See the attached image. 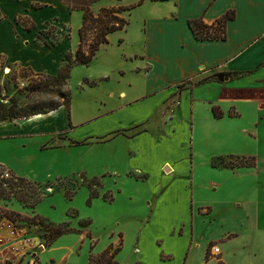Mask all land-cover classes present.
<instances>
[{"label":"rangeland","instance_id":"374dc122","mask_svg":"<svg viewBox=\"0 0 264 264\" xmlns=\"http://www.w3.org/2000/svg\"><path fill=\"white\" fill-rule=\"evenodd\" d=\"M138 1L97 0L89 9L97 17L101 8L137 6ZM152 5L148 0L143 6L121 11L119 15L127 20V31L109 35L107 44L98 48L88 64L71 63L69 77L64 84L44 72L18 65H1L0 104L6 110L15 105L13 113L18 117L11 120L29 118L57 105L65 106L67 96L71 121L89 122L77 127L83 132L80 137L71 134L35 136L26 146L18 143V147L13 141H0V160L13 168L10 170L0 164V178L8 180L3 186L13 183L14 177H24L34 186L17 184L39 198L38 202H24L10 193L7 198L0 199V223L9 226L4 229L6 241L0 244V264H88L91 256L105 249L112 252L117 248V264H264V230H255L253 225L249 230L247 226V222L254 219L251 206L230 203L228 215L212 220L207 216L210 215V207L192 204L191 196V213L197 212L201 219L209 220L196 224V241L192 240L190 233L182 254L166 242V251H173L172 255L163 251L162 241L156 238L153 247L158 251V257L142 247L147 254L145 263L138 259V228L150 219L155 200L166 190L161 187L148 198L151 191L147 185L143 188L137 183L145 184L149 172L128 167L120 154L123 153L126 159H134L133 151L125 152L127 143L149 133L156 142L161 144L167 140L178 151L186 152L187 177L191 178L194 155L190 141L192 122L189 107L193 89L197 84L222 77L216 72L209 75L203 72L197 78H185L168 89L158 88L140 93L133 99L119 101L120 90L140 86L142 74L147 70L145 61H140L134 54L142 51L139 29L152 12L149 8ZM81 21L82 12L75 10L68 24L72 54L76 49ZM86 25L85 40L81 45L83 50L87 49L89 34L98 27L91 21ZM139 103L149 104L146 115L141 118L136 110ZM121 107L127 109L122 118L131 123L120 127L111 126V122L103 126L99 124L98 118L104 113ZM241 109L244 111L242 106ZM232 111L229 109L227 112L231 115ZM215 112L224 113L220 106L215 108ZM244 117L247 119V115ZM106 119L111 118L107 116ZM143 147L147 148L146 145ZM155 149L160 151L161 147L156 145ZM260 150L263 152V148ZM156 160L155 157L150 158L143 165L151 168ZM173 164L178 165L177 162ZM210 165L216 168H252L256 160L246 155L215 156L211 158ZM172 166L162 164L159 168L154 167V171L157 170L161 177L171 176L174 175ZM240 188L242 185L230 186L228 194L219 200L227 198L232 202L237 198L236 189ZM15 189L18 188L13 187L12 191ZM47 222L63 225L70 231L50 243L49 229L45 226ZM227 229L234 231L225 232ZM169 233L174 238L182 237V223ZM214 247L220 249L219 254L214 253Z\"/></svg>","mask_w":264,"mask_h":264},{"label":"crops","instance_id":"0c3cea01","mask_svg":"<svg viewBox=\"0 0 264 264\" xmlns=\"http://www.w3.org/2000/svg\"><path fill=\"white\" fill-rule=\"evenodd\" d=\"M146 1L136 8L143 6ZM149 2L154 4L149 7L152 12L143 20L139 29L143 48L140 53L134 54L140 61H145L147 70L142 74L140 86L120 90L119 101L133 99L140 93L158 88L168 89L185 78H197L203 72L208 75L216 72L222 77L220 80L212 78L197 84L193 89L189 107L192 122L190 141L194 155L191 178L187 177L186 152L178 151L167 140L161 144L160 141L156 142L149 133H143L127 143L125 152L133 151L136 155L134 159H126L120 152V158L128 163V167L149 172L145 184L137 183L143 188L147 185L151 191L148 198L161 187L166 190L164 195L160 193L155 200L150 219L138 228L136 245L141 262L145 261L147 255L142 247L148 248L150 253L158 257V251L153 247L156 238L162 241L163 251L172 255L173 251H166V242L182 254L190 233L192 240L196 241V224L207 223L209 220L201 219L197 212L191 213L189 196L192 204H206L210 207V215L207 216H211L209 218L212 220L220 215H228L230 203L251 206L254 219L247 222L248 229L252 230L250 226L253 225L255 230H264V0ZM228 10L234 11V17L225 24V39L194 38L188 25L189 20L200 19L210 25ZM74 11L62 0H0V67L3 64L18 65L55 75L72 49L68 24ZM127 28L126 24L122 30L115 32H125ZM48 30L51 32L48 33ZM111 34L107 35V40ZM79 42L78 35L75 48ZM217 106L224 112L219 113V117L212 113V108ZM148 107L147 103L136 104L140 118L146 115ZM229 109L233 110L231 115L227 112ZM126 110L121 107L104 113L98 118L99 124L103 126L111 122V126L120 127L131 123L125 117L122 118ZM107 116L111 119H106ZM88 122H72L69 107L60 105L29 118L0 121V141H13L18 147V143L26 146L30 138L35 136L71 134L80 137L83 132L77 130V127ZM156 145L161 147L160 151L155 149ZM228 155L254 157L256 165L252 168L233 169L210 165L212 157ZM153 157L157 160L152 169L143 165L144 161ZM175 162L178 165H174ZM166 163L173 165L174 175L161 177L157 170L154 171V167L159 168ZM0 164L13 170L8 163L0 160ZM169 185L171 187L168 188ZM240 185L242 189H236L235 200H219L228 194L230 186ZM181 223L182 237H171V229Z\"/></svg>","mask_w":264,"mask_h":264},{"label":"trees","instance_id":"16d2710c","mask_svg":"<svg viewBox=\"0 0 264 264\" xmlns=\"http://www.w3.org/2000/svg\"><path fill=\"white\" fill-rule=\"evenodd\" d=\"M62 1L68 6L70 10H80L82 12V23L80 28L78 29V35L80 40L79 45L73 54L70 52L66 55L65 62L67 64L63 68L61 67L60 70L55 75H52L53 79L60 80L64 84L66 79H68L69 77V70L71 67L70 66L71 63L85 64V65L88 64L95 55V52L98 50L100 45L108 42L107 35L115 31L122 30L124 26L127 24V20L124 17L120 16L119 13L121 11H128L133 7H135L136 5L130 7L119 6L116 9L101 8L100 12L98 13V16L94 17L89 7L97 0H62ZM143 1L144 0H139L137 5L141 4ZM158 1H164V0H158ZM233 17H234V11L228 10L210 25L205 24L200 19H191L188 21V25L192 34L194 35V38L197 40H223L226 37L225 24L229 19H232ZM88 21L96 22L98 24V27L89 34L90 39L86 40L89 41L87 49L83 50L81 45L85 40L84 33L87 28L86 23ZM0 94H1V88H0ZM65 97L67 101L65 106L67 107L69 100L67 96ZM14 106L15 105H12L9 108V110H6L5 106L0 104V121L11 120L12 117H18V116H14L13 113ZM58 106L60 105H57L51 108L50 110L56 109ZM212 113L216 117L220 116L219 113L215 112L214 107L212 108ZM14 180L15 181L13 183L3 186L8 180L0 178V199H5L8 197L10 193H13L16 194L17 198H19L24 202H29V201L31 203H34L36 201L38 202L39 198L36 196L34 197L32 191H28L23 186L17 184V182H19L22 184H27V185L29 184L33 187L34 185H32L33 184L32 182L28 181L24 177H14ZM13 187L15 188L17 187L18 189L12 191ZM108 198L112 200V195H109ZM45 226L48 227L49 229L48 237L50 243L57 237L70 231L69 228L64 227L63 225H53L50 222H47ZM118 250L119 248L110 252L109 249H105L100 254L96 256H91L89 258L88 264H117L115 260V255ZM219 264L222 263L220 262Z\"/></svg>","mask_w":264,"mask_h":264},{"label":"built area","instance_id":"2783aa9c","mask_svg":"<svg viewBox=\"0 0 264 264\" xmlns=\"http://www.w3.org/2000/svg\"><path fill=\"white\" fill-rule=\"evenodd\" d=\"M5 227L9 228L8 225H5L4 223H0V244H2L4 241H6V234H5V231H4ZM214 253H216V254L219 253V248L218 247H214Z\"/></svg>","mask_w":264,"mask_h":264},{"label":"water","instance_id":"95a60500","mask_svg":"<svg viewBox=\"0 0 264 264\" xmlns=\"http://www.w3.org/2000/svg\"><path fill=\"white\" fill-rule=\"evenodd\" d=\"M42 247H40V249H41Z\"/></svg>","mask_w":264,"mask_h":264}]
</instances>
